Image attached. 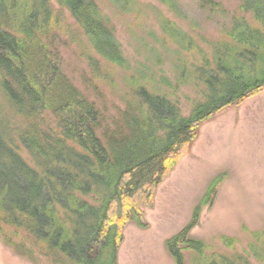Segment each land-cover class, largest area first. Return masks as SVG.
I'll list each match as a JSON object with an SVG mask.
<instances>
[{
    "label": "trees",
    "instance_id": "trees-1",
    "mask_svg": "<svg viewBox=\"0 0 264 264\" xmlns=\"http://www.w3.org/2000/svg\"><path fill=\"white\" fill-rule=\"evenodd\" d=\"M103 1L120 14L142 9L136 0ZM157 1L185 20L193 12L210 19L223 13L216 0ZM55 3L57 10L51 0H0V232L23 233L27 250L36 248L54 264H117L124 228L147 227L141 208L153 206L155 189L200 126L264 92V0L243 2L260 28L233 19L210 62L199 50L194 77L204 89L188 117L132 76L125 81L133 106L126 102L108 122L62 71L54 45L61 17L69 16L93 54L119 69L130 65L94 0ZM160 29L192 51V39L174 23L162 17ZM87 60L100 72L98 58L90 53ZM215 193L212 184L188 224L166 240L174 263L188 264L186 254H192L198 264H253L252 257L264 264V232L253 233L241 254L229 256L209 255L207 243L190 237ZM221 241L228 248L235 243Z\"/></svg>",
    "mask_w": 264,
    "mask_h": 264
},
{
    "label": "rangeland",
    "instance_id": "rangeland-1",
    "mask_svg": "<svg viewBox=\"0 0 264 264\" xmlns=\"http://www.w3.org/2000/svg\"><path fill=\"white\" fill-rule=\"evenodd\" d=\"M94 1L109 19L130 69L113 67L93 54L67 14L61 17L54 45L63 73L106 122L118 117L126 102L133 106L125 81L132 76L149 91L169 97L181 115L188 117L202 101L204 89L194 77L201 65L199 50L210 62L213 49L226 41L222 31L231 27L233 19L260 28L253 13L244 9V0H216L223 11L221 17L210 19L192 11L190 20L175 16L157 0H136L141 11L127 14L116 12L103 0ZM51 4L58 9L55 0ZM162 17L192 39L191 52L163 34ZM89 52L100 60V72L89 66ZM212 184H216L213 201L201 209L189 235L207 243L209 255L241 254L253 233L264 232V92L200 126L187 153L155 189L153 206L141 208L147 227L129 223L124 228L117 264H175L165 242L188 224ZM223 237L235 241L233 248L223 245ZM23 238V233L14 237L9 231L0 232V264H54L36 248L28 251ZM6 240L21 245L22 250ZM186 259L188 264L199 263L192 254H186ZM251 262L258 264L253 257Z\"/></svg>",
    "mask_w": 264,
    "mask_h": 264
}]
</instances>
